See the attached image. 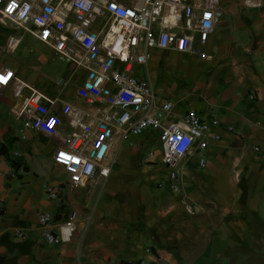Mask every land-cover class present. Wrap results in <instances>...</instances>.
I'll list each match as a JSON object with an SVG mask.
<instances>
[{
  "label": "crops",
  "instance_id": "0c3cea01",
  "mask_svg": "<svg viewBox=\"0 0 264 264\" xmlns=\"http://www.w3.org/2000/svg\"><path fill=\"white\" fill-rule=\"evenodd\" d=\"M215 1L219 15L201 56L152 48L146 65L134 69L156 102L171 103L167 121L190 111L209 124L207 148L179 161L174 192L166 183L168 167L156 162L168 169L164 192L150 174L155 154L138 158L136 147L121 146L110 151L113 178L114 169L124 173L113 182L120 192L100 196L105 181L97 178L71 186L51 162L69 131L65 118L56 136L26 131L20 141L25 99L34 95L57 114L62 103L82 108L75 89L85 71H73L42 44L45 52L20 47L24 35L38 42L0 24V153L14 164L0 154V264H210L225 253H244L241 264H264V160L252 150L264 152V0ZM105 22L87 18L83 24L99 31ZM51 60L64 66L56 69ZM149 136L158 144L154 131L126 140L145 149ZM71 212L75 228L68 239L47 243L43 233L57 235ZM41 214L51 218L49 226L38 224Z\"/></svg>",
  "mask_w": 264,
  "mask_h": 264
},
{
  "label": "built area",
  "instance_id": "2783aa9c",
  "mask_svg": "<svg viewBox=\"0 0 264 264\" xmlns=\"http://www.w3.org/2000/svg\"><path fill=\"white\" fill-rule=\"evenodd\" d=\"M127 1L0 0L1 25L22 29L53 55L69 62L73 71H85L75 89L84 107L62 103L57 114L31 95L19 109L23 119L16 134L20 141L26 131L54 137L61 129V118H65L69 131L61 136L51 162L61 167L71 186L80 187L93 178L105 181L112 168L110 151H116L128 136L154 131L160 147L159 163L170 169L166 183L174 192L182 175L179 161L207 148L209 124L190 111L177 121H167L171 103L156 102L150 83L138 78L134 69L146 65L152 48L201 56L200 47L206 44L219 15L217 2ZM104 17L103 30L93 31L83 24L87 18ZM113 139L117 140L115 145ZM252 150L264 160L263 151L257 147ZM197 164L203 167L204 160L199 158ZM43 189L50 198L56 197L52 188ZM74 217L71 212L57 235L44 232V240L65 242L75 228ZM37 221L43 227L52 223L44 214ZM18 237L22 235L18 233Z\"/></svg>",
  "mask_w": 264,
  "mask_h": 264
},
{
  "label": "rangeland",
  "instance_id": "374dc122",
  "mask_svg": "<svg viewBox=\"0 0 264 264\" xmlns=\"http://www.w3.org/2000/svg\"><path fill=\"white\" fill-rule=\"evenodd\" d=\"M99 21H100V19H99ZM25 46H29V48H31L32 50L37 49L40 52H45V50H46L41 44L32 43L30 41L29 37L24 35L23 38H22L20 47H25ZM153 56H154V54H153ZM196 58L197 57H194V59H196ZM50 62H51V66L56 68V69H59V67H61L63 65V64H61L59 62H56L55 60H51ZM184 64L185 63H183L182 65H184ZM182 65L180 64L179 66H177L176 69L178 70V68L182 67ZM176 69L173 70L175 74L178 73ZM190 69H192V68H190ZM143 145L146 146L145 149H144V147H137V145H135L134 143H129L128 140H124L121 143V147L126 148V149H130L132 147H136L137 148L136 156L138 155L137 156L138 158L140 157L139 154H142V153H145V152H148V151H151L153 154H155L154 155L155 158L153 159L155 161V163H153L151 165L152 170L150 171V174L154 175L155 177H157L162 182L161 187H159V190L164 192L165 191V188H164L165 175H166V172H167L166 170H168V169H164V167H162L160 164L156 163V162H159L160 147H159L158 144L154 143V140L151 138V136H149L144 141ZM113 172H114V177L115 178H113L112 168H111V172H110L111 175L109 174V176H108L109 178L107 177V179L105 180V182L103 184L104 188H103V191L101 192L100 196L104 195L105 192H107L109 190L112 191L113 188H114V190H118L117 192H120L121 189L118 186L113 185V182H114V179L119 178V177H123L124 173L122 171L117 170V169H114ZM232 254L233 255L235 254L237 257L235 259H233V260H230V255H232ZM243 255H244V253H240V254H238V253H230V254L229 253H225L221 257H219V258L217 257L215 260H212L210 262V264H241L239 259H242ZM227 256H228V258H227ZM248 261H253V260H248ZM247 262H245V264H247ZM250 263H252V262H250Z\"/></svg>",
  "mask_w": 264,
  "mask_h": 264
},
{
  "label": "trees",
  "instance_id": "16d2710c",
  "mask_svg": "<svg viewBox=\"0 0 264 264\" xmlns=\"http://www.w3.org/2000/svg\"><path fill=\"white\" fill-rule=\"evenodd\" d=\"M0 154L4 157V159H5L10 165H14L12 161H8V160H7V156H6L5 153H0ZM22 168H24V165H22ZM123 264H138V262H133V263H123Z\"/></svg>",
  "mask_w": 264,
  "mask_h": 264
}]
</instances>
